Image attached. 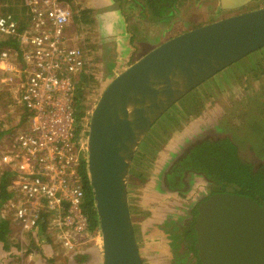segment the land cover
Masks as SVG:
<instances>
[{"label": "rangeland", "instance_id": "1", "mask_svg": "<svg viewBox=\"0 0 264 264\" xmlns=\"http://www.w3.org/2000/svg\"><path fill=\"white\" fill-rule=\"evenodd\" d=\"M120 1H68L74 11L69 32L85 53L83 73L95 79V84L84 91L87 103L82 119L83 138L79 142L84 148L89 131L88 112L119 73L162 42L224 18L264 8V0H251L245 7L235 10L222 9L219 0H185L173 21L163 24L142 19L138 11L126 6L120 11ZM3 10L0 3V14ZM90 10L93 24L75 23L76 14ZM124 11L130 16L129 22ZM251 55L248 56L251 60L242 63V59L183 98L148 132L147 138L151 135L152 142L147 144L145 140L141 144L142 157L139 163L131 165L128 199L144 264H175L174 243L179 234L173 229L186 227L193 221L191 209L210 191L204 178L195 174L186 177L189 188L184 194L163 187L175 155L201 137H233L245 159H253L255 152L252 143L246 144L250 141L261 149L255 148L256 154L264 157V153H260L264 152V121H261L264 115V56ZM12 90L0 81L1 148L10 144L11 137L24 128V110ZM250 108L256 109L251 115ZM35 232L36 254L33 259L27 258L29 264H103L100 231L93 232L88 227L72 249L63 245L64 240L51 227L47 226L42 234ZM72 234L75 237V233ZM15 256L10 255V251L0 250V264H26L14 259ZM82 256L86 258L80 259ZM187 257L185 264H198L193 253Z\"/></svg>", "mask_w": 264, "mask_h": 264}, {"label": "water", "instance_id": "2", "mask_svg": "<svg viewBox=\"0 0 264 264\" xmlns=\"http://www.w3.org/2000/svg\"><path fill=\"white\" fill-rule=\"evenodd\" d=\"M251 0H221L223 9ZM264 48V8L162 42L119 73L89 119L87 173L103 264H144L128 199L131 165L155 123L185 96ZM201 264H264V199L230 193L202 200L194 220Z\"/></svg>", "mask_w": 264, "mask_h": 264}, {"label": "built area", "instance_id": "3", "mask_svg": "<svg viewBox=\"0 0 264 264\" xmlns=\"http://www.w3.org/2000/svg\"><path fill=\"white\" fill-rule=\"evenodd\" d=\"M17 2L22 15L0 14V40L18 43L16 50H0V81L12 87L24 110V128L0 147V173H12V197L1 216L10 223L8 240L19 245L17 253L33 259L42 214L68 249L89 227L80 176L81 164L87 166L88 138L85 148L80 146L75 107L86 60L69 32L74 11L67 0Z\"/></svg>", "mask_w": 264, "mask_h": 264}, {"label": "trees", "instance_id": "4", "mask_svg": "<svg viewBox=\"0 0 264 264\" xmlns=\"http://www.w3.org/2000/svg\"><path fill=\"white\" fill-rule=\"evenodd\" d=\"M67 1L70 2L71 0ZM120 2L122 4L120 11L124 10V7L126 6L131 10L138 11L142 19H151L155 22L168 24L172 22L178 14L179 7L184 4L185 0H121ZM0 3L5 6L3 10L4 13H14L17 15L16 13L19 12L21 15L23 14L22 10H17V0H0ZM91 13V10L80 11L78 15L76 14L74 17L75 23L78 25L93 24L94 21L90 18ZM124 16L127 19V22H129L130 20L128 19L130 16L125 14V11ZM125 22L126 21H124V23ZM21 26H23V23H21ZM17 44V41L13 38L0 40V50L2 48L16 50ZM256 55H259L260 57L264 56V48L255 52L251 56L253 57ZM249 58L250 57H247L241 62L243 63L245 60H251ZM94 81L95 79L93 75H87L86 73L81 74L77 81L75 107L78 138L83 130L82 119L86 111L85 104L87 103V99L84 91L88 90L92 84H95ZM255 110L256 109L250 108L248 113L251 115V113ZM175 111L177 110L175 109ZM249 114L247 115L250 116ZM244 121L246 123L245 119ZM250 121L251 120H248L249 123ZM261 121H264V115ZM146 138L147 135L143 141L146 140L147 144L152 142L151 135H149L147 139ZM251 143L254 146L253 151H255L254 155L251 157L253 159H245L241 155V148L239 147V144L233 137H201L196 143H190L184 148L183 152L175 155V158L170 165V172L165 175L166 182L163 187L170 190V192L184 194L188 190L186 175L191 174L192 176L195 174L203 177L207 181L210 186L209 190L211 195L230 193L251 197L256 201L261 202L264 199V157H260L256 154L255 148L261 151L258 146H255V144L251 141L246 142L247 145H251ZM141 148L142 147H140V149L136 152L133 160L134 164L139 163V160L142 157V152L140 151ZM260 153L263 155L264 152ZM80 176L85 193L83 210L85 215L88 217L89 230L97 232L99 231L98 215L85 162L81 164ZM11 180L12 173L9 170L4 169V171L0 173V208L12 197L9 192ZM196 211L197 207L192 212L193 221L186 225V227L176 226L173 229L179 234V238L174 243L175 257L177 258L175 264H185L187 262V256L189 254L191 255V253H193L194 256L193 259H196L197 263L201 264L195 248L196 233L194 230V220ZM46 223H48L46 215L42 214V219L38 221L39 234L46 231ZM9 232L10 223L0 216V244L6 245L9 243ZM85 258V256H82L80 259L84 260Z\"/></svg>", "mask_w": 264, "mask_h": 264}, {"label": "crops", "instance_id": "5", "mask_svg": "<svg viewBox=\"0 0 264 264\" xmlns=\"http://www.w3.org/2000/svg\"><path fill=\"white\" fill-rule=\"evenodd\" d=\"M133 225H134V222H133ZM134 230H135V234H136L135 225H134ZM136 238H137V242L139 243L137 234H136ZM18 248H19V245L13 244L11 241H9V243L6 245L2 244L0 247V250L3 252L10 251V255H14L12 249L16 250ZM102 250H103V246H102ZM139 250H140V248H139ZM16 251H14V252H16ZM140 254H141V250H140ZM24 257H25V255L23 257H20V254H17L14 259H19V262L29 264L30 261L26 258L27 256L25 258ZM141 257H142V255H141Z\"/></svg>", "mask_w": 264, "mask_h": 264}, {"label": "flooded vegetation", "instance_id": "6", "mask_svg": "<svg viewBox=\"0 0 264 264\" xmlns=\"http://www.w3.org/2000/svg\"><path fill=\"white\" fill-rule=\"evenodd\" d=\"M219 2H220V7L222 8V6H221V0H219ZM223 9V8H222ZM187 176H189V175H186V177ZM192 177H193V175H192ZM203 178V177H202ZM205 180V179H204ZM206 181V180H205ZM206 183H207V181H206ZM187 186H188V183H187ZM189 188V187H188ZM209 193H210V191H209ZM207 194L205 197L203 196V199L202 200H204V199H206V198H208V197H210V196H212L211 195V193L210 194ZM201 200H199L194 206H193V208L191 209V211L193 212L195 209H196V207H198V205H199V202H200ZM261 203V202H260ZM196 214H197V211H196Z\"/></svg>", "mask_w": 264, "mask_h": 264}, {"label": "clouds", "instance_id": "7", "mask_svg": "<svg viewBox=\"0 0 264 264\" xmlns=\"http://www.w3.org/2000/svg\"><path fill=\"white\" fill-rule=\"evenodd\" d=\"M142 144V143H141ZM141 146V145H140ZM140 148V147H139ZM202 201V200H201ZM2 207V206H1ZM1 210V209H0ZM196 216V215H195ZM10 249V248H9ZM13 250V253H14V255H17V254H19V253H17V251L15 250V249H12ZM14 251H16V252H14ZM25 255V254H24ZM24 255H22V254H20V257H23ZM25 256H27V254L25 255ZM26 258H28V257H26Z\"/></svg>", "mask_w": 264, "mask_h": 264}]
</instances>
